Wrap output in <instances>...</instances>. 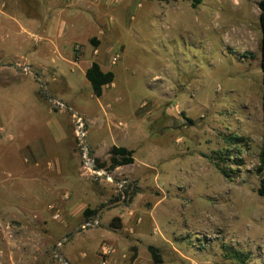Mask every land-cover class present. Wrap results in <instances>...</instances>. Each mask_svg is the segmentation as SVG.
<instances>
[{
    "label": "rangeland",
    "instance_id": "374dc122",
    "mask_svg": "<svg viewBox=\"0 0 264 264\" xmlns=\"http://www.w3.org/2000/svg\"><path fill=\"white\" fill-rule=\"evenodd\" d=\"M250 7L74 0L79 19L61 18L58 41L76 61L41 45L39 62L62 63V74L42 73L43 92L38 75L34 83L0 65V264H64L58 255L68 264H152L148 244L166 264H264L254 172L264 138L260 28ZM21 32L0 31V60L27 47ZM91 61L114 73L98 97L84 75ZM113 145L133 149L137 164L93 170L109 163ZM224 149L243 159L232 180L210 159ZM85 208L97 212L86 220Z\"/></svg>",
    "mask_w": 264,
    "mask_h": 264
},
{
    "label": "crops",
    "instance_id": "0c3cea01",
    "mask_svg": "<svg viewBox=\"0 0 264 264\" xmlns=\"http://www.w3.org/2000/svg\"><path fill=\"white\" fill-rule=\"evenodd\" d=\"M76 1L77 2L80 1L81 3L85 2V0H76ZM246 1L248 3V8H249V4L252 5V7H250L253 13L252 20L255 22L257 18V24L259 26V20H258L259 0H246ZM73 3L74 0H0V31L7 26L8 27L12 26L18 28V33H16V36L20 37V26H21L22 27L21 34H23L22 36L24 38V42L27 44V47L25 48L23 47L21 51L17 52L16 54H13V56H11L10 58L14 59L15 61L19 60V63L16 61L18 64H25L38 68L41 71V74L42 73L45 74L46 69L54 68V67L59 69V72L60 71L62 72L61 69L62 63L58 62L56 57H54L55 58L54 61H50L48 63H42L36 59L34 54H36L35 52L39 50L41 45H43L50 48L53 55L57 56L60 60H63L65 58H69L70 60L73 59L72 57H66L65 55L62 54L63 52L62 53L60 52L59 48L62 46V43L58 41L59 40L58 36L65 32L67 25L61 18L69 17L71 18V20H75V21L79 19L77 15L73 13V11H71V5ZM28 4L29 6H27ZM38 6H40V8ZM35 8L37 10L40 9L41 11L38 12V14L30 13ZM248 8L246 10H248ZM41 12L42 15L44 14L43 16H40ZM50 12H52V14ZM57 12H59V15H57L58 17L55 18L54 16L55 13ZM49 15H51L50 18ZM91 19H92L90 20L91 23L95 24L93 18ZM46 20H47L46 29L43 30L41 28L46 22ZM28 27L35 29H30ZM36 31L38 32L41 31L42 34H39ZM24 34H27L28 37H25L26 35ZM72 41L69 42V46L71 45ZM71 55H72V51H70L69 56ZM0 58H3L2 55H0ZM73 61H76V59H73ZM77 63L79 64L78 60ZM7 65H11V64H7ZM11 66L15 71V73L13 74L14 76L20 75L21 79L27 78L35 83L34 76L37 74L26 69H17L13 65ZM18 71H20V74H17ZM61 72L60 74H62ZM133 159L134 160L131 164L134 165L137 164V161L134 156ZM142 161L143 162H141L140 164L144 166L147 165L150 166L152 164L151 160L147 161V159H145Z\"/></svg>",
    "mask_w": 264,
    "mask_h": 264
},
{
    "label": "trees",
    "instance_id": "16d2710c",
    "mask_svg": "<svg viewBox=\"0 0 264 264\" xmlns=\"http://www.w3.org/2000/svg\"><path fill=\"white\" fill-rule=\"evenodd\" d=\"M159 1H176V0H159ZM190 2L192 7H196L201 3L202 0H187ZM259 27H260V56H259V65L262 72V95H261V112H262V128L264 130V0H259ZM85 77L89 80L93 94L95 96H100L102 94L103 87L113 82L114 73L111 70H103L97 61H92L90 66L86 68L84 72ZM246 138L243 136H235L232 137V141L235 143L243 142ZM109 163L100 162L98 160L95 161L94 169H106L108 171L113 170L115 167L120 165H125L133 162V149H130L126 146H116L113 145L109 149ZM210 159L214 166L222 173V175L232 180L240 171V168L243 165V159L236 157L231 158V150L224 149L214 151L212 155H210ZM258 164L255 167L254 172L258 177V186L257 193L260 197L264 199V138L262 139L261 145L259 147V151L257 154ZM235 166L236 168H232ZM96 209L85 208L83 213L85 215V219L88 220L91 215L96 214ZM113 225V220L110 222ZM147 250L150 253V257L152 260V264H166L162 260V256L160 250L157 246L153 244L147 245ZM239 255V254H236Z\"/></svg>",
    "mask_w": 264,
    "mask_h": 264
},
{
    "label": "water",
    "instance_id": "95a60500",
    "mask_svg": "<svg viewBox=\"0 0 264 264\" xmlns=\"http://www.w3.org/2000/svg\"><path fill=\"white\" fill-rule=\"evenodd\" d=\"M3 64H11L13 65L15 68L17 69H26V70H29L31 72H34L35 74H37L39 76V79L41 81V89H42V92L44 91V78L41 74V71L38 69V68H35L33 66H30V65H25V64H18L14 59L12 58H4V59H1L0 60V65H3ZM50 100H52L53 98L52 97H48ZM74 115L75 117L78 119L79 118V115L74 112ZM78 135H79V138L81 140L82 143H84V139H83V132H82V128L80 127V130L78 131ZM86 151V147L84 145L83 147V153H85ZM93 170H97V169H93ZM117 182V180H115ZM105 207V206H104ZM103 207V208H104ZM101 212V209L98 211L97 213V217H99V214ZM86 224H88L87 222H85L83 224V226H85ZM76 231V230H75ZM74 233V232H73ZM57 249V247H56ZM59 256V259L64 263V264H68L67 261L61 256V255H58Z\"/></svg>",
    "mask_w": 264,
    "mask_h": 264
},
{
    "label": "built area",
    "instance_id": "2783aa9c",
    "mask_svg": "<svg viewBox=\"0 0 264 264\" xmlns=\"http://www.w3.org/2000/svg\"><path fill=\"white\" fill-rule=\"evenodd\" d=\"M117 60H118V55L113 56L112 59H111L112 63H115ZM83 157L85 158V163H86L87 167L91 166V161L86 158V154L85 153H83ZM104 249H105L104 250L105 253L107 251H109L105 247H104Z\"/></svg>",
    "mask_w": 264,
    "mask_h": 264
}]
</instances>
